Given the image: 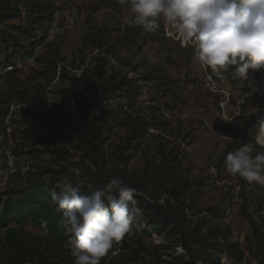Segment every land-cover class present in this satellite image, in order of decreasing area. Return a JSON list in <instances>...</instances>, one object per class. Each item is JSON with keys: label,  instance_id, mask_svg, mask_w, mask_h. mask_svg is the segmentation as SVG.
<instances>
[{"label": "rangeland", "instance_id": "1", "mask_svg": "<svg viewBox=\"0 0 264 264\" xmlns=\"http://www.w3.org/2000/svg\"><path fill=\"white\" fill-rule=\"evenodd\" d=\"M50 1L55 9L53 22L62 28L61 32L48 36L46 31H40L32 24L33 15L28 14L22 3L15 2L19 16L7 24L25 26L27 35H18L16 42H13L15 37L0 40V48L7 49L5 63L16 62L13 70L19 71L17 94L12 93L4 106L6 113L0 118V193L21 188L38 168L55 166V158L68 164L80 160L79 154L71 149L70 131L77 124L78 107L58 90L70 88L68 77L80 78L83 70L93 65V58L101 56L106 61L107 74L136 79L140 86L132 102L123 100L120 105H113L114 111L107 117L103 130L108 140L102 147L107 160L106 173L114 161L111 147L126 135L135 120L145 118L148 127L142 144L128 163V172L138 174L147 164L154 166L159 144L165 145L163 152H178L182 162L176 175L187 183L188 190L172 197L175 205L190 204L194 183L202 182L200 198L185 210L188 226L207 217L209 208L217 209L220 215L211 220V228L225 231L230 243L241 239L244 254L239 262L228 263L224 255H219L220 264H258L249 252L251 230L241 213V204L245 202L246 212L264 223V186H249L238 175H230L220 154L230 144L237 143H246L253 149V155L264 152L255 146L259 144L257 136L264 139V68L249 70L247 78L239 77L236 69L230 77L213 72L196 59L193 41H186L187 44L179 41L185 39L174 24L168 22L174 32L165 31L162 27L165 19L160 18L159 26L145 34L142 28L126 23L129 8L118 0ZM72 13L76 14L74 27L66 23ZM8 28L0 24L1 31ZM10 34L14 36L16 32ZM99 42L101 45L97 46ZM39 45V54L45 53L50 60H57L55 73L45 71L46 62H38L37 57L26 62L28 54ZM1 72L0 93L7 88L6 83L13 81L5 76L8 71ZM149 72L156 79H147ZM22 94L25 101L20 99ZM62 118H67L65 125ZM53 147L62 159L47 151ZM65 182L72 181H63L59 187ZM78 182L83 186L80 179ZM150 191L157 200L169 195L156 193L154 188ZM24 227L30 234L41 233L29 224ZM157 236L161 238L159 243L154 242L152 233L137 230L131 239L114 242L101 264H110L118 256L129 254L122 249L124 242L138 248V240L146 248L142 255L147 261L156 255L163 261L186 258L181 241L174 242L173 236L165 233ZM116 249L117 255H113Z\"/></svg>", "mask_w": 264, "mask_h": 264}, {"label": "trees", "instance_id": "2", "mask_svg": "<svg viewBox=\"0 0 264 264\" xmlns=\"http://www.w3.org/2000/svg\"><path fill=\"white\" fill-rule=\"evenodd\" d=\"M15 2L22 3L28 14L33 15L32 24L40 31L47 33L55 23L53 22L55 9L50 0H0V24L9 27L0 30L1 41L15 37L13 42H16L18 35H27L25 26L7 24L19 16ZM11 31L16 34L11 35ZM34 44L35 40L31 42L32 46ZM100 45V42L97 43V46ZM17 46L18 44H15V47ZM37 61L46 62L45 71L56 72V59L50 60L45 53H41L37 56ZM235 69V66H229L220 72L230 77ZM18 72V70H10L5 74L13 81L6 83L7 88L0 93V118L6 113L4 106L12 93L17 94L15 89L18 85V80L16 81ZM146 78L156 79L151 72ZM68 80L70 88L59 89L58 93L64 92L65 99L78 107V121L70 131L73 134L71 149L79 154L80 160L68 164L61 163L60 159L55 158V166L38 168L21 188L0 193V262L2 264H74V258L65 247L68 237L58 224L61 213L56 210L50 194L52 191H59V184L63 181L76 183L80 179L85 189L88 188L87 184L98 188L114 176L134 186L142 194L137 199L140 201L139 206L144 210V216L132 224L135 233L139 230V232L152 233L153 237H158L157 235L162 233L173 236L174 242L181 241L187 256L185 259L176 257L170 261H163L159 255H156L153 260L147 261L142 255L146 249L142 242L138 240V248H134L126 241L122 249L128 250L129 254L118 256L110 261V264H220L221 255L228 256L234 262L244 258L243 251L238 245L227 241L225 231L211 228V220L220 215L217 209L209 208L207 217L195 222L192 227L188 226L185 210L191 208L200 198L201 181L194 183L190 204L175 205L173 202V196L178 197L181 191L188 190L187 183L180 181L176 175V170L182 162L178 152H163L165 145L159 144L158 160L154 166L147 164L138 174L128 172V163L142 144L144 132L148 127L145 118L135 120L126 135L111 147L114 161L107 171L108 174L106 173L107 160L102 147L108 139L103 128L107 123V117L114 111L113 105L118 106L123 100L132 102L139 93L140 86L137 85L136 79L107 74L104 57L96 56L93 58L91 68L83 70L80 78L68 77ZM20 99L25 101V95L22 94ZM61 122L65 125L67 118H62ZM243 145L246 144H230L220 154L221 159L223 160L228 152ZM255 146L264 151V145L255 144ZM47 151L61 159L63 157L55 147ZM35 152L30 151V154ZM74 168L75 170H72ZM176 180L177 182L173 184ZM150 188L156 189V193L169 194L163 195L166 196L163 204L150 203L144 198L148 195L153 201L158 199ZM241 213L247 218L251 230L249 252L257 258L258 264H264V223L255 220L246 212L245 202L241 204ZM27 224L40 230L41 233L30 234L24 227Z\"/></svg>", "mask_w": 264, "mask_h": 264}, {"label": "clouds", "instance_id": "3", "mask_svg": "<svg viewBox=\"0 0 264 264\" xmlns=\"http://www.w3.org/2000/svg\"><path fill=\"white\" fill-rule=\"evenodd\" d=\"M127 4L129 26L144 33L154 31L160 18L174 24L180 36L194 41L197 60L213 72L236 67L241 78L249 70L264 68V0H118ZM259 144L264 139L256 137ZM225 170L243 178L249 186H264V152L253 155L243 145L227 153ZM51 201L61 213L58 221L68 239L65 247L74 264H101L113 248L130 232L132 224L144 216L137 188L119 177L102 187L85 189L80 182H65L51 192ZM150 203H164V198Z\"/></svg>", "mask_w": 264, "mask_h": 264}, {"label": "bare ground", "instance_id": "4", "mask_svg": "<svg viewBox=\"0 0 264 264\" xmlns=\"http://www.w3.org/2000/svg\"><path fill=\"white\" fill-rule=\"evenodd\" d=\"M75 16H76V14H74V13H72L71 14V16H68L67 18H66V23L68 24V25H70L71 27H74V22H75ZM74 20V21H73ZM162 27H163V30H165V31H167V22H166V20H163L162 21ZM61 27L59 26V25H57V23H54V25H53V28L51 29H49L48 31H47V35L48 36H53V35H55L56 34V32L57 33H59V32H61ZM177 33V32H176ZM169 34V33H168ZM194 42V41H193ZM3 44V43H2ZM10 47V46H9ZM6 48H4V49H1L0 48V73H2L1 71H10V70H13V68H15L16 67V65H15V63L16 62H14V61H11V60H9V61H7L6 63H5V60H6V56H2V50H5ZM7 50V49H6ZM39 50H40V45L39 46H36L29 54H28V56L26 57V62L27 61H30V58H31V56L32 55H34L37 51H38V53H37V55L39 54ZM9 52H12V50H9ZM9 57H10V55H9ZM8 59V58H7ZM15 59V58H14ZM22 60V59H21ZM22 65V64H21ZM1 75V74H0ZM12 109V108H11ZM12 112V110H10V113ZM9 117H10V114L9 115H7L6 117H5V123H7L8 122V120H9ZM246 144V143H245ZM8 159H9V157H8ZM134 235H135V230H134V228H132L131 227V229H130V232L128 233V234H126V236L120 241V243H122V241H124V239H131L132 237H134ZM161 240V238H158V237H154V242L155 243H159L158 242V240ZM118 247V246H117ZM113 252V251H112ZM113 255H117V249L116 250H114V252L112 253ZM224 257H225V259L227 260L226 262L228 263V262H230L231 260H230V258L228 257V256H226V255H224Z\"/></svg>", "mask_w": 264, "mask_h": 264}, {"label": "built area", "instance_id": "5", "mask_svg": "<svg viewBox=\"0 0 264 264\" xmlns=\"http://www.w3.org/2000/svg\"><path fill=\"white\" fill-rule=\"evenodd\" d=\"M167 29H169L170 31L174 32V30L170 28V25H169L168 22H167ZM179 41H181V43H183V44H187L186 41H189V40H179ZM8 52H9V50H8ZM37 53H38V51L34 55L31 56L30 61H33L37 57ZM2 56H7V52L5 50H2ZM240 242H241V239H239V241L234 242L235 244L238 245L239 249L242 248V244Z\"/></svg>", "mask_w": 264, "mask_h": 264}]
</instances>
